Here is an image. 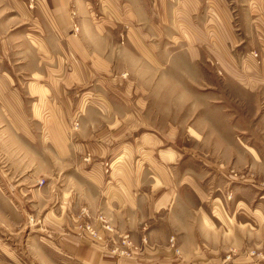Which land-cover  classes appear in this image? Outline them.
<instances>
[{
    "label": "crops",
    "instance_id": "crops-1",
    "mask_svg": "<svg viewBox=\"0 0 264 264\" xmlns=\"http://www.w3.org/2000/svg\"><path fill=\"white\" fill-rule=\"evenodd\" d=\"M168 42L167 70L188 67V91L210 67L228 83L219 99L192 100L208 131L191 138L264 140V0H0V221H18L22 204L42 214L34 264H228L242 250L244 229L214 227L215 170L187 166L179 129L151 123L154 89L136 74L162 68ZM253 195L222 205L258 241L259 216L243 212ZM82 209L114 231L88 238Z\"/></svg>",
    "mask_w": 264,
    "mask_h": 264
},
{
    "label": "rangeland",
    "instance_id": "rangeland-1",
    "mask_svg": "<svg viewBox=\"0 0 264 264\" xmlns=\"http://www.w3.org/2000/svg\"><path fill=\"white\" fill-rule=\"evenodd\" d=\"M74 28L75 27H73V30L75 31ZM119 33L116 36L121 40ZM165 37L167 36H164V39L167 41ZM171 45L172 44L169 42L165 45L164 50H166V52L164 51V59L161 60V62L164 63L162 68L155 69L150 66L146 69L147 76L143 75V73H141L140 76L136 74V77L142 80L144 85L151 88V90L152 88L154 89L150 98L154 105L152 114L150 113L151 123L155 125L157 118V121H160L166 126L167 124L163 121L169 120L171 124L179 129L180 146L188 148L189 152L194 155L193 157L184 156L183 159L185 160L187 158L191 159L188 160L187 166L212 167L215 171L209 172L211 177L209 179L225 184V187L222 188L216 186L215 182L211 185L212 202H210V204L214 227H218L221 224L223 227L229 229L241 228L244 229V236L242 250L238 251L235 247L231 248L225 253L223 259L227 257L228 264H246V262H241V260L245 261L248 258L253 260L252 262H248L249 264H264V140L256 141V139H242L241 137L229 140L228 138L226 139V135L223 133L218 134L219 136H224L225 138L223 139L200 138L199 140H195L191 138L190 134L196 137V134L190 130L191 127L198 125V133L201 135L208 131L207 128L202 129L203 119L195 108L196 103L192 102V100L219 99L220 95L218 88L228 83H220L218 76L216 77L213 73L214 68L210 67L208 70L209 73H211L209 79L205 78L207 79L205 82L199 83L201 87L199 88L200 91H188V86L191 85L190 80L186 79L183 81L182 76L179 78L181 73L185 71L183 69L188 67L184 65L181 66L180 62H176V67H172V64H170V68L167 70L166 64L169 62L167 58L173 52L171 50ZM167 49L169 50L167 51ZM254 55L257 56V54ZM170 63H173V61H170ZM132 67H134V65H132ZM159 72L160 74L158 75H160V80L156 78L158 77L156 73ZM162 73L164 74L161 75ZM176 85L180 87L179 92H175ZM209 85L213 88H207ZM160 88H162L163 92L158 90ZM163 101L166 103L161 107ZM174 104L176 105L172 106ZM202 109L203 108L200 110ZM213 110L218 112L220 108L217 107ZM229 110L238 111L239 109L233 108ZM243 110H245L244 118L247 120L246 113H249V109L245 108ZM212 118L217 124L213 125L214 132L211 133V136H216V132L220 130V117L217 115L212 116ZM244 126L245 128H251V125L245 124ZM236 143L241 147V151ZM252 145H254L260 153V157L257 158L256 163L252 162L247 152V147ZM239 151L243 152V154L240 155ZM255 167H259L258 172ZM251 181H253L254 187H252ZM38 185L45 186L46 180L44 178L40 179ZM235 190L238 193L237 195H235ZM252 193L254 194V201L249 205V208L244 206L243 212H248V214L253 212L255 215L259 216L260 236L258 241H256L255 237L253 240L251 236L246 235L247 227H249L247 224L241 226L240 223H236L235 220L229 221L227 217L230 215H226L224 211L226 210L229 213L231 209L226 207V209H223L222 205L224 202L228 205L232 204L237 199L239 200V198L246 199L247 197H250V199L247 200L250 202ZM20 207L22 210L20 211L18 221H11V223L10 221H0V264H34L31 256L33 254V252L31 253L34 247L33 243L43 241L45 238V232L42 230L45 227L42 223V214H40L39 217H35L31 208H28L26 204H22ZM249 230L252 229L249 227ZM230 238L234 243L237 241L238 245L241 246L238 237L230 236Z\"/></svg>",
    "mask_w": 264,
    "mask_h": 264
},
{
    "label": "built area",
    "instance_id": "built-area-1",
    "mask_svg": "<svg viewBox=\"0 0 264 264\" xmlns=\"http://www.w3.org/2000/svg\"><path fill=\"white\" fill-rule=\"evenodd\" d=\"M77 31V28H74ZM256 56V55H254ZM79 224L81 225V230L90 239H101L105 233H112L113 227L110 225L109 221L102 215L98 214L94 219H91L89 211L83 209L80 213ZM91 220L96 221L99 227L93 225ZM126 237L123 239L125 243ZM128 245V244H127Z\"/></svg>",
    "mask_w": 264,
    "mask_h": 264
}]
</instances>
